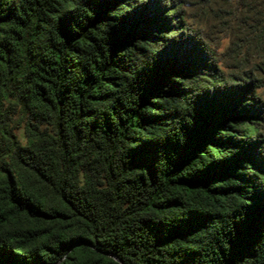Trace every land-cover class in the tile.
<instances>
[{"label": "trees", "instance_id": "trees-1", "mask_svg": "<svg viewBox=\"0 0 264 264\" xmlns=\"http://www.w3.org/2000/svg\"><path fill=\"white\" fill-rule=\"evenodd\" d=\"M206 2L0 0V264H264V0Z\"/></svg>", "mask_w": 264, "mask_h": 264}, {"label": "rangeland", "instance_id": "rangeland-1", "mask_svg": "<svg viewBox=\"0 0 264 264\" xmlns=\"http://www.w3.org/2000/svg\"><path fill=\"white\" fill-rule=\"evenodd\" d=\"M185 5H183V12L185 13L186 22L195 28L199 25V21L205 18L202 11H206L207 2L206 0H182ZM208 18V17H207ZM209 23L207 24V26ZM202 21L200 30L202 31V36L205 37L207 44L213 49L218 58V64L215 67H222L223 70L229 71V67L234 64V54L235 51L229 48V41L225 37V34L221 28L210 27L208 28ZM209 57V55H208ZM211 57V56H210ZM245 68V67H243ZM246 69V68H245ZM264 98V92L261 94ZM263 133H264V123H263Z\"/></svg>", "mask_w": 264, "mask_h": 264}]
</instances>
